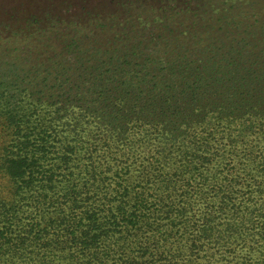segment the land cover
<instances>
[{"label": "trees", "instance_id": "trees-1", "mask_svg": "<svg viewBox=\"0 0 264 264\" xmlns=\"http://www.w3.org/2000/svg\"><path fill=\"white\" fill-rule=\"evenodd\" d=\"M156 1L0 22V264H264V0Z\"/></svg>", "mask_w": 264, "mask_h": 264}, {"label": "rangeland", "instance_id": "rangeland-1", "mask_svg": "<svg viewBox=\"0 0 264 264\" xmlns=\"http://www.w3.org/2000/svg\"><path fill=\"white\" fill-rule=\"evenodd\" d=\"M88 3H83L82 0H0V22H2V28L6 26L8 23H12L14 28H17L19 25L21 26L24 24L23 18L27 19L32 17L33 15L41 16V13L50 11H56L59 10L63 12V15L65 16L63 19H61L62 25L60 26V29H64V33L62 34L63 38L66 37V35L71 34L70 30L76 29L79 33L73 32V36L75 38H78L83 36L84 33L87 31L86 29L90 26H93L96 22H93L91 24L86 23L83 21L84 17L82 16V13L84 12V9L86 10H92V6L97 4L98 10L93 13L97 14L98 12L104 13L106 15H114L115 13H110L112 10L122 11L124 9L131 10L130 13L133 14V17H137L142 12H149L151 13L152 19L157 20L159 14H166L168 15V12H163L160 10L161 2H157L156 0H97V3L93 0H87ZM227 1V0H226ZM258 1V0H257ZM215 2H219L218 0H215ZM225 6L221 5V8H224ZM259 10V8H258ZM219 10L211 11L218 13ZM68 12V13H65ZM86 12V11H85ZM210 12V13H211ZM233 10L228 11V13H232ZM15 13L14 18H10L11 14ZM193 17V14L190 13ZM102 15V14H100ZM157 15V16H156ZM232 15H235L233 13ZM137 19V18H136ZM141 20L144 18L141 16ZM217 23V28L221 27L220 21L218 20V17H215ZM33 20H29L28 27L30 28V32L34 37L27 39V37H24L22 35L15 36L12 31H4L1 41H0V62H12V60H15L16 55L20 54V56L23 54L24 48H31L38 46L40 48L45 47V50L40 53L39 49H35L34 55L30 54L28 55L29 59L32 60L30 64H28V69H33V64L37 60H47V57L52 56L50 50H48L49 44H54L56 41L53 42L52 38L53 31H56L52 26H50L51 22L42 24H36L33 25L31 22ZM189 25V21L186 22ZM33 26H32V25ZM109 24V23H108ZM37 26L43 27L40 30H34ZM74 26H77V28H74ZM87 26V27H86ZM13 28V27H12ZM110 26H107V29H109ZM227 25L223 27L224 36L226 35ZM15 34H20L19 31L14 32ZM35 34L40 35L39 37H35ZM235 35V33L233 34ZM69 36V39L72 37ZM235 36H232L230 40L234 39ZM38 40L41 41V43L38 42ZM62 41V40H61ZM100 41V39H99ZM90 41L87 40V44L89 45ZM26 58V57H25ZM41 61L37 62L40 63ZM36 63V64H37ZM43 63V62H42Z\"/></svg>", "mask_w": 264, "mask_h": 264}]
</instances>
